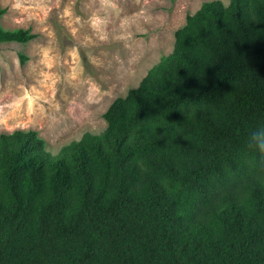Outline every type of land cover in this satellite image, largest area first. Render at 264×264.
I'll return each instance as SVG.
<instances>
[{
  "label": "trees",
  "instance_id": "trees-1",
  "mask_svg": "<svg viewBox=\"0 0 264 264\" xmlns=\"http://www.w3.org/2000/svg\"><path fill=\"white\" fill-rule=\"evenodd\" d=\"M103 117L57 156L0 136V264H264V0L204 3Z\"/></svg>",
  "mask_w": 264,
  "mask_h": 264
},
{
  "label": "rangeland",
  "instance_id": "rangeland-1",
  "mask_svg": "<svg viewBox=\"0 0 264 264\" xmlns=\"http://www.w3.org/2000/svg\"><path fill=\"white\" fill-rule=\"evenodd\" d=\"M229 0H0L2 27L36 35L0 44V136L36 131L48 151L107 129L104 115L174 51L204 3Z\"/></svg>",
  "mask_w": 264,
  "mask_h": 264
},
{
  "label": "clouds",
  "instance_id": "clouds-1",
  "mask_svg": "<svg viewBox=\"0 0 264 264\" xmlns=\"http://www.w3.org/2000/svg\"><path fill=\"white\" fill-rule=\"evenodd\" d=\"M249 146L264 156V126L255 128L249 138Z\"/></svg>",
  "mask_w": 264,
  "mask_h": 264
}]
</instances>
